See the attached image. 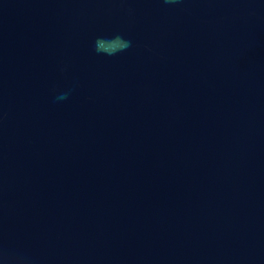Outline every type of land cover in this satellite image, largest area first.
I'll return each instance as SVG.
<instances>
[{
    "label": "water",
    "instance_id": "water-1",
    "mask_svg": "<svg viewBox=\"0 0 264 264\" xmlns=\"http://www.w3.org/2000/svg\"><path fill=\"white\" fill-rule=\"evenodd\" d=\"M0 264H264V0H0Z\"/></svg>",
    "mask_w": 264,
    "mask_h": 264
},
{
    "label": "clouds",
    "instance_id": "clouds-1",
    "mask_svg": "<svg viewBox=\"0 0 264 264\" xmlns=\"http://www.w3.org/2000/svg\"><path fill=\"white\" fill-rule=\"evenodd\" d=\"M166 3L175 2V0H165ZM131 42L125 40L122 36L116 35L113 38H97L95 41V50L97 53H103L106 55H114L117 52H121L129 48ZM68 93H62L57 99H66Z\"/></svg>",
    "mask_w": 264,
    "mask_h": 264
}]
</instances>
